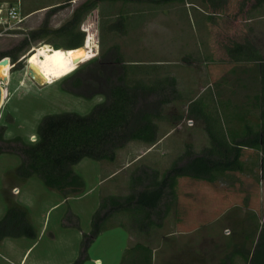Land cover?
Masks as SVG:
<instances>
[{"label":"rangeland","instance_id":"1","mask_svg":"<svg viewBox=\"0 0 264 264\" xmlns=\"http://www.w3.org/2000/svg\"><path fill=\"white\" fill-rule=\"evenodd\" d=\"M17 1L23 20H0V53L14 51L23 39L29 44L18 54L20 68L11 70L14 63L9 58L8 68L0 63V88L5 92L0 102V127H5V139L19 136L23 141L35 142L37 125L45 114L89 113L105 99L106 77L114 80L121 72L119 64H114L115 58L137 66L157 65L149 75L173 76L180 97L160 110L158 137L169 133L164 142L153 147L131 140L116 150L113 161L83 158L75 164L73 170L84 181L78 196L65 199L37 176L19 182L14 168L20 157L0 154V218L7 208V195L27 209L37 231L34 239L0 241V264H74L80 257L82 264H119L125 249L139 242L159 246L152 264H219L234 246L251 251L264 222V175L259 154L248 148L243 152L242 173L217 176L215 183L180 179L178 206L171 209L161 229L143 234L109 227L87 247L86 258L82 233L90 230L91 216L103 197L130 192V175L137 168L156 170L162 177L188 146L199 153L208 145L202 120L187 114L190 101L200 96L211 112L217 107L224 128L238 129L242 125L238 115H245L251 123L258 117L259 62L233 59L228 46L246 38L264 60V3L240 12V0H230L229 12L224 15L208 11L201 0H176L160 6L134 0H118L112 7L103 3V23L95 8L81 24L86 36L79 47L82 58L78 61L71 50L44 43L57 39L51 33L34 42L30 32L44 24L50 29L58 28L83 0ZM54 1L58 5L44 6ZM12 3L9 0L0 6L1 16L6 8L14 6ZM34 9V13L23 16ZM136 9H143V16H138ZM107 50L108 59H101L105 64H95ZM99 66L105 72L101 78ZM29 67L37 69L45 82L37 83L29 77ZM73 77L81 78L83 85L75 86ZM4 145L0 141V146ZM8 145L15 147L18 143ZM68 212L77 217L79 228L63 225ZM177 220L185 228L174 234ZM115 221L127 219L118 214ZM161 236L165 237L160 239ZM234 264L246 263L236 256Z\"/></svg>","mask_w":264,"mask_h":264},{"label":"trees","instance_id":"2","mask_svg":"<svg viewBox=\"0 0 264 264\" xmlns=\"http://www.w3.org/2000/svg\"><path fill=\"white\" fill-rule=\"evenodd\" d=\"M116 1L118 0H83L65 23L56 29H50L44 24L30 32L31 40L34 42L43 40L51 33L57 39L51 38L44 43L50 44L53 48L77 49L83 46L85 41L86 35L81 29L84 18L93 9L98 8L100 23H103V3L112 7ZM134 1L160 6L176 0ZM201 1L204 8L219 15L227 14L231 4L230 0ZM263 3L264 0H240L237 9L240 12L245 8L255 9ZM135 13L143 16L144 10L136 9ZM122 18L121 16L120 19ZM120 23L124 26V22ZM28 44L27 39H23L21 46L14 51L1 52L0 59L9 58L14 63L11 70L20 68L22 63L17 61L18 54ZM228 47L231 57L235 60L259 62L257 66L260 88L256 95L258 117L251 123L245 119V115H238V120L242 122L238 129L224 128L217 107L211 112L208 104L200 96L190 101L187 114L190 118L202 120L208 145L199 153H195L191 146H188L162 177L156 170L147 167L137 168L136 172L130 175V192L127 195L103 197L91 216L90 230L88 233H82L83 242L86 243L83 250L84 258L87 257V247L99 233L109 227L118 226L128 232L143 234H148L152 229H161L171 209L176 210L178 206L177 185L180 179L190 178L215 183L217 176L242 173L245 148L259 154V167L264 175V60L246 38L242 41H232ZM109 51L103 53L100 60L94 63L103 65L105 61L101 59L105 57L108 59ZM119 59L115 58L114 64H119L117 65L121 72L115 75L114 80L105 76L107 84V89L103 91L105 99L97 103L89 113L81 115L73 111H64L45 114L36 128L38 139L31 143L23 141L19 136L5 139L3 137L5 127H0V141L6 144L0 146V154L6 152L20 157V163L14 168V174L19 182L37 176L47 188L67 198L80 194L84 189L83 179L73 170V166L81 159L113 161L116 150L131 140L144 141L150 145L159 140L157 121L162 119L160 110L163 105L180 97L176 79L168 74L151 77L149 72L156 69L157 65L137 66L139 64H126ZM0 63L5 68L9 67L6 59L0 60ZM99 67L101 78L105 72L103 66ZM6 73L7 71L4 75ZM0 78L3 81V77ZM73 78L75 86L83 85L84 81L81 78ZM10 143L18 145L12 147L8 145ZM5 197L7 208L0 218V241L5 238H36L37 231L27 209L7 195ZM118 214H123L127 221L116 222ZM63 225L79 228V221L75 215L68 212ZM236 256L246 264H264V222L251 251L234 246L219 264H234ZM152 261L153 247L139 242L125 249L119 264H152ZM82 262L83 258L80 257L74 264Z\"/></svg>","mask_w":264,"mask_h":264},{"label":"crops","instance_id":"3","mask_svg":"<svg viewBox=\"0 0 264 264\" xmlns=\"http://www.w3.org/2000/svg\"><path fill=\"white\" fill-rule=\"evenodd\" d=\"M10 1H12L13 3L12 4H14V6L13 7H15V8H19L18 9V11L19 12H21V10H20V8H21V4H19V1H17V0H10ZM0 6L1 5H3V4H8L9 3V0H0ZM50 5H52V6H55V5H58V2H50V3H47V4H45L44 6L46 7V6H50ZM40 8H38L37 9V11L39 10ZM34 11H36V9H34V10H31V11H29V12H27L28 14L27 15H23V16H28V15H30V14H32V13H34ZM71 53H73V54H75V58L76 59H78V61L82 58L81 56H82V52L80 51V48H78V49H74V50H71L70 51ZM77 54V55H76ZM169 134V133H168ZM167 134V135H168ZM167 135H165V136H163V137H161V138H159V140L157 141V142H155L153 145H151V146H156L157 144H159V143H162V142H164V140H166V138H167ZM166 137V138H165ZM113 174V173H112ZM112 174H110V176L112 175ZM79 194H77V195H73V196H69V197H67V198H65V199H68V198H71V197H74V196H78ZM177 212V211H176ZM177 219H178V217H177ZM180 223V221L179 220H177V227L175 228L176 230H175V232H174V234L175 233H178V232H180V231H183V229L185 228V226L184 225H181V223ZM153 230V229H152ZM151 230V231H152ZM165 236H161V238L160 239H162V238H164ZM159 246H154V248H153V263H154V259H155V254H156V251H158L159 250V248H158Z\"/></svg>","mask_w":264,"mask_h":264},{"label":"built area","instance_id":"4","mask_svg":"<svg viewBox=\"0 0 264 264\" xmlns=\"http://www.w3.org/2000/svg\"><path fill=\"white\" fill-rule=\"evenodd\" d=\"M0 12H2L1 7H0ZM2 18H5L4 22H6V20L8 18L15 20V22H17V23H19L23 20V17L20 16V12L15 7L6 8L5 13L2 14V16L0 15L1 21H2Z\"/></svg>","mask_w":264,"mask_h":264},{"label":"water","instance_id":"5","mask_svg":"<svg viewBox=\"0 0 264 264\" xmlns=\"http://www.w3.org/2000/svg\"><path fill=\"white\" fill-rule=\"evenodd\" d=\"M2 59H6L7 62H9V59H8L7 57H3ZM2 59H0V60H2ZM27 73H28L29 77H31V78H32L34 81H36L37 83H43V82L41 81V79H39V78L35 75V73L33 72L32 69H28ZM0 99H1V88H0Z\"/></svg>","mask_w":264,"mask_h":264},{"label":"bare ground","instance_id":"6","mask_svg":"<svg viewBox=\"0 0 264 264\" xmlns=\"http://www.w3.org/2000/svg\"><path fill=\"white\" fill-rule=\"evenodd\" d=\"M44 47H46V46H44ZM40 48H41V47H40ZM0 68H1V64H0ZM28 69H32L33 72L35 73V75H36L39 79H41V81H42L43 83L45 82V81L43 80V78L40 76V74L38 73V70H37V69H33V68H31V67H29ZM28 69H27V71H28ZM4 95H5V92H4L3 90H1V99H0V102L2 101Z\"/></svg>","mask_w":264,"mask_h":264},{"label":"clouds","instance_id":"7","mask_svg":"<svg viewBox=\"0 0 264 264\" xmlns=\"http://www.w3.org/2000/svg\"><path fill=\"white\" fill-rule=\"evenodd\" d=\"M33 139H35V137H33Z\"/></svg>","mask_w":264,"mask_h":264}]
</instances>
